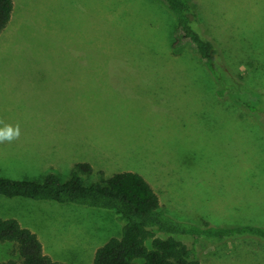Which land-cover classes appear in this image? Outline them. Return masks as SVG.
<instances>
[{"label": "rangeland", "instance_id": "1", "mask_svg": "<svg viewBox=\"0 0 264 264\" xmlns=\"http://www.w3.org/2000/svg\"><path fill=\"white\" fill-rule=\"evenodd\" d=\"M14 1L0 120L21 135L0 144V178L66 181L88 162L108 177L139 173L172 218L264 224V0H192L225 64L215 76L188 45L172 46L175 18L156 0ZM223 70L243 86L223 88ZM0 217L64 264H94L124 224L109 210L3 196ZM203 244L202 264H264L255 239ZM14 258L0 242V264Z\"/></svg>", "mask_w": 264, "mask_h": 264}, {"label": "trees", "instance_id": "2", "mask_svg": "<svg viewBox=\"0 0 264 264\" xmlns=\"http://www.w3.org/2000/svg\"><path fill=\"white\" fill-rule=\"evenodd\" d=\"M156 1L175 18L172 46L188 45L215 76L225 64L216 43L204 36V25L193 1ZM15 8L14 0H0V36L9 28ZM224 77L223 88L243 86L229 70L224 71ZM243 104L252 106L249 102ZM95 173L100 175V181L87 182V177ZM0 196L115 212L124 222L121 235L97 250L94 264H202L203 242L255 239L264 243V224L198 225L172 218L162 207L158 193L142 175L122 171L108 177L103 171L96 172L88 162L77 163L66 181L55 171L49 172L43 182L1 177ZM155 234L163 237L153 238L149 246ZM178 238H189L191 242L184 244ZM0 242L13 243L18 254L17 259L2 264H64L46 254L38 235L15 218L0 217Z\"/></svg>", "mask_w": 264, "mask_h": 264}, {"label": "clouds", "instance_id": "3", "mask_svg": "<svg viewBox=\"0 0 264 264\" xmlns=\"http://www.w3.org/2000/svg\"><path fill=\"white\" fill-rule=\"evenodd\" d=\"M0 125H2L0 126V144L11 143L20 138L21 131L18 123L12 125L0 120Z\"/></svg>", "mask_w": 264, "mask_h": 264}]
</instances>
